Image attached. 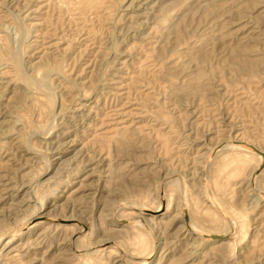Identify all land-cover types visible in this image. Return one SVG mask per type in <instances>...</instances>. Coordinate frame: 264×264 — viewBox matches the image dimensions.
Listing matches in <instances>:
<instances>
[{
    "label": "rangeland",
    "instance_id": "obj_1",
    "mask_svg": "<svg viewBox=\"0 0 264 264\" xmlns=\"http://www.w3.org/2000/svg\"><path fill=\"white\" fill-rule=\"evenodd\" d=\"M0 74V264H264V0H0Z\"/></svg>",
    "mask_w": 264,
    "mask_h": 264
},
{
    "label": "bare ground",
    "instance_id": "obj_2",
    "mask_svg": "<svg viewBox=\"0 0 264 264\" xmlns=\"http://www.w3.org/2000/svg\"><path fill=\"white\" fill-rule=\"evenodd\" d=\"M57 5H58V4H57ZM84 5L87 6L86 4H84ZM52 6H53V5H52ZM47 7H48V6H47ZM81 7H82V6H81ZM131 7H132V6H131ZM59 8H60V7H59ZM84 8H85V7H84ZM86 8H87V7H86ZM86 8H85V9H86ZM88 8H89V7H88ZM53 9H54V7L52 8V10H53ZM78 9H79V8H78ZM85 9H83V10L85 11ZM41 10H42V9H41ZM57 10H58V7H57V9H56L55 11H57ZM59 10H62V9H59ZM59 10H58V12H60ZM81 10H82V8H81ZM81 10H80V11H81ZM53 11H54V10H53ZM53 11H52V12H53ZM61 12L63 13V11H61ZM61 12H60V13H61ZM94 12H95V11H94ZM81 13H83V12H81ZM52 14H53V13H52ZM57 14L59 15V13H57ZM57 14H56V15H57ZM88 14H89V13H88ZM90 14H91V13H90ZM78 15H79V14H78ZM85 15H86V14H85V12H84V15H83V16L85 17ZM92 15H93V14H92ZM97 15H98V14H97ZM80 16H81V15H79L78 17L80 18ZM83 16H81V17H83ZM133 16H134V15H133ZM46 17H47V16H46ZM55 18H56V17H55ZM69 18H70V17H69ZM76 19H77V18H76ZM82 19H83V18H82ZM44 20H45V19H44ZM56 20H57V19H56ZM56 20H55V21H56ZM83 20H84V19H83ZM42 21H43V20H42ZM48 21H49V19H48ZM80 21H81V20H80ZM131 21H132V20H131ZM81 23H82V21H81ZM68 24H69V23H68ZM79 24H80V23H79ZM41 25H42V24H41ZM50 27H51V26H50ZM4 28H5V27H4ZM6 28H7V27H6ZM43 28H44V27H43ZM43 28H42V29H43ZM7 29H8V28H7ZM44 29H45V28H44ZM73 29H74V28H73ZM78 29H79V28H78ZM80 29H81V28H80ZM85 29H86V28H85ZM64 30H65V29H64ZM87 31H88V30H87ZM87 31H86V32H87ZM13 32H14V31H13ZM58 34H59V33H58ZM66 34H67V32H66ZM41 35H42V34H41ZM68 35H69V34H68ZM14 36H15V35H14ZM87 36H88V34H87ZM72 37H73V35H72ZM83 37H85V36H83ZM88 37H89V36H88ZM64 38H65V37H64ZM76 38H77V37H76ZM70 39H71V38H70ZM70 43H71V42H70ZM2 45H3V44H2ZM46 45H47V44H46ZM42 46H43V45H42ZM70 46H71V45H70ZM48 50H49V49H48ZM4 51H5V49H4ZM47 52H48V51H47ZM45 56H46V55H45ZM40 58H41V57H40ZM51 60H52V59H51ZM49 61H50V60H49ZM53 61H54V60H53ZM1 65H2V64H1ZM21 65H22V64H21ZM31 67H32V66H31ZM10 69H11V68H10ZM12 72H13V71H12ZM47 72H48V71H47ZM50 72H51V71H50ZM29 73H30V72H29ZM57 73H58V72H57ZM58 74H59V73H58ZM0 75H1V74H0ZM49 78H50V77H49ZM51 78H52V77H51ZM31 79H32V78H31ZM45 82L47 83V81H45ZM48 82H49V79H48ZM47 85H48V84H47ZM127 86H128V85H127ZM14 104H15V103H14ZM14 108L16 109L17 107H14ZM226 146H227V145H226ZM228 147H229V148L231 147V149H235V148L240 149L238 146H234V145H233V146H228ZM0 177H1V176H0ZM1 178H2V177H1ZM0 180H1V179H0ZM1 183H2V182H1ZM134 221H135V220H134ZM137 223H138V222H137ZM139 224H140V221H139ZM142 226H143V224H142ZM193 232H195V231H193ZM12 235H13V234H12ZM14 237H16V236H14ZM14 237H13V238H14ZM9 238H10V237H9ZM11 238H12V237H11ZM151 253H153V252H150V254L148 255V257L145 258V259H149V256H151ZM146 262H147V261H144V262L141 263V264H146Z\"/></svg>",
    "mask_w": 264,
    "mask_h": 264
}]
</instances>
